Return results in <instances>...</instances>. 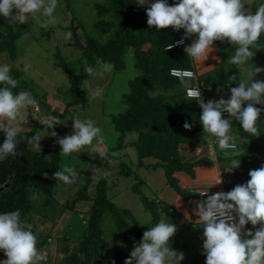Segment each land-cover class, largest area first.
Wrapping results in <instances>:
<instances>
[{"label":"trees","instance_id":"16d2710c","mask_svg":"<svg viewBox=\"0 0 264 264\" xmlns=\"http://www.w3.org/2000/svg\"><path fill=\"white\" fill-rule=\"evenodd\" d=\"M146 8V6H139L136 0H101L94 6L98 20L89 32L83 31V45L79 42L75 26H69L73 37L70 46L75 49L79 48L78 51H80V56L71 64L76 71L69 70L64 61L56 63V66L66 74L67 93H71L74 98L65 105L67 109H63L60 113L49 111L44 117L51 115L61 120L69 117V111L83 110L88 105L85 92L81 88L83 80L89 77L85 71L86 65L93 68L95 62L98 61L103 65L111 64L115 73L120 72L124 69V54L130 50L133 67L136 69V75L126 83L127 93L121 97V103L125 107L117 114L107 115L116 135L115 145L106 150L108 157L101 158L99 153L87 157L79 155L81 153L79 152L76 156L77 160L72 161L75 163L73 167L76 172L81 170L79 174L82 175H80L82 180L79 184L81 185L80 190L77 193L75 190L68 196V199H71L70 206L67 204L66 196L71 186L58 190L60 185L53 177L56 171L61 170V163L64 164L65 158L57 142L37 152L27 148V139H21L17 146L19 155H10L7 159L0 161V187L8 184L0 192V214L19 210L21 219H23L31 203L28 196L32 195L39 200L44 198L42 202L33 206L35 217L31 223L32 231L38 237V251L44 250L51 257L55 256L51 252L54 250V245L51 243L50 234L44 235L43 233V230L51 232V225L40 229L39 223L51 224L56 218L54 217L55 212L68 216L69 214L65 212L69 211V207L72 215L77 213L81 217L83 212H79L78 209L87 206L85 226L76 248L68 250L63 246L55 247L59 253L63 252V255L61 256L62 261L57 259L54 264L59 262L61 264H124V261L130 257V254L121 248L122 244L120 245L121 241L126 238V233L133 232L137 244L141 241L142 235L139 229L130 223L132 219L129 214L124 209L115 206L111 202V197L106 194L109 176L107 178L103 176V172H110L111 160L119 163V175L130 176V169L111 155L123 148L125 133L136 134V140L130 146H134L137 166L141 167L142 159L153 158L156 163L150 168L153 170L160 167L169 185L175 186L172 174L176 171L185 173L193 180L213 179L215 176L216 166L211 160L202 158L192 163H181L177 157L179 144L202 134L198 124L201 110L195 102L184 98L180 87L182 83L169 76L168 71L174 68L183 70L193 68L195 80L205 97H215V89L232 85L237 81L235 65L228 62L229 58L234 55L231 44L227 41H215L209 58L201 63H197L184 51V48L197 38L195 35L185 39L186 45L182 44L173 47L170 51L166 50L167 44L174 43L184 36L183 29L173 31L171 27L160 30L154 26L149 27ZM254 13L255 11L252 14ZM24 27L25 24L10 23L0 16V37L2 36L0 53H5L10 60L16 57V41L22 34L19 29ZM257 43L260 49L255 51L250 62L256 67L264 68V34ZM144 46L147 47L143 49ZM213 57L216 58L213 59ZM11 75L19 82L18 86L13 89L14 94L26 89L30 92L33 90L35 97L39 94L37 89H32L28 85L26 79L22 76L19 79L18 72ZM257 79L264 81V72L259 73ZM188 86H195V82H189ZM177 88H179L178 91ZM169 90L171 92H168ZM154 91L157 93L152 95ZM255 107L264 109V105H255ZM44 110H47V104L42 111ZM225 119L232 121V128H235V133L239 137L236 141H242L237 144L236 151H225L233 153L231 161L240 160L239 168L231 169V161L228 168L232 170L230 172L236 178L246 183L250 179L248 172L264 165V112L261 113L258 121L260 131L258 137L244 132L234 117L228 115ZM186 121L192 125L190 131L183 127ZM59 125L56 124L50 128L40 123V120L34 121L30 130L20 132L18 139L20 137L30 138L38 129L43 131L42 134L48 132L52 135L54 131L56 136L53 138H57ZM4 139V133L0 131V144ZM239 151L241 154L238 153ZM234 153L237 154L234 155ZM79 159H81V165L77 163ZM84 162L87 166L82 169ZM131 186L133 191H137L136 186ZM59 193L64 197L62 201L58 200ZM177 193L182 202L180 213L170 210L168 218L174 220L180 215L191 225L203 228V223L195 215L197 204L193 197L186 191L178 190ZM141 202L144 211L151 214L152 219L149 226H155L159 222L158 201L142 197ZM74 206L77 210L73 212ZM128 217L131 220L127 219ZM103 219H108L112 224V232L122 237L117 245L109 244L103 239ZM65 235V233L62 234L61 241L64 240ZM169 246L174 250L184 247L175 238H171ZM50 247H52L51 250H49ZM0 252L5 260L7 257L3 250ZM41 262L39 264H44Z\"/></svg>","mask_w":264,"mask_h":264},{"label":"clouds","instance_id":"9594fccd","mask_svg":"<svg viewBox=\"0 0 264 264\" xmlns=\"http://www.w3.org/2000/svg\"><path fill=\"white\" fill-rule=\"evenodd\" d=\"M136 3L141 7L147 5L149 27L154 26L157 30L171 27L173 31L184 29V36L174 43L167 44L166 50L186 45L185 39L195 35L197 38L186 46L184 51L195 61L202 62L209 58L215 41H227L235 46V52L231 47L234 55L228 62L245 67V78L237 87L230 88L228 99L216 93L213 98L219 100L209 99L204 102L202 97H205V94L195 80L193 68L170 69L168 75L180 80L183 96L184 90L187 89V96L190 98L188 100L198 103L202 110L199 121L203 131L218 138L220 149H237L235 137L230 134L232 121L223 118L224 112H227L229 117H234L244 132L258 137V121L264 109L255 105H264V81L255 77L264 72V68L249 64V61L254 57L255 51L260 49L257 42L264 34V4L252 14L249 8L244 7V0H178L172 5H169L168 0H154L151 3L149 0H136ZM57 6L58 0H0V16L10 23L25 24L30 18H35L36 14L42 13L54 22L53 14ZM70 38L69 32L66 39ZM111 68V64L105 65V70ZM85 71L89 75L94 73V69L87 65ZM171 72L176 76L171 75ZM10 73L11 65H0V131L5 136L0 144V161L10 155H19L17 146L21 139H27L32 150L40 152V141L44 137L37 133L30 138L18 139L24 125L28 123L26 118L18 119L21 110H26L29 106L34 110L38 102L28 92L13 93L19 82ZM191 81L195 82V86H188ZM102 91L97 89L95 95H101ZM13 121L16 123H11ZM40 123L53 128L61 122L57 117L49 115ZM183 127L190 131L192 125L186 121ZM72 128L71 135L57 141L60 152L65 156L81 152L85 146L92 145L94 139L103 143L102 130L95 126L92 120L77 118L72 121ZM52 136H56L54 131ZM200 150H203L202 147ZM99 155L101 158L108 157L107 151H101ZM111 155L116 156L118 153L113 152ZM239 166L240 160L231 161V169H237ZM77 175L73 166L65 164L53 177L67 185L74 183ZM109 175L108 171L103 172L105 178ZM248 175L250 179L246 183L237 184L226 193L223 190L211 194L200 193L201 197L195 201V215L203 223L202 248L206 256L205 264H264V165L250 170ZM175 200L173 194L168 202L173 203ZM145 215L146 219L139 222L141 225L151 223V214ZM249 222L251 225L245 228ZM257 225L259 227L255 231L249 229ZM176 231L177 226L174 223L161 219L143 233L141 241L134 245L124 264H180L184 253L169 246ZM37 239L32 225L27 223L26 219H21L19 210L0 214V250H3L7 257L0 260V264H39L45 260L46 253H40L37 249Z\"/></svg>","mask_w":264,"mask_h":264},{"label":"rangeland","instance_id":"374dc122","mask_svg":"<svg viewBox=\"0 0 264 264\" xmlns=\"http://www.w3.org/2000/svg\"><path fill=\"white\" fill-rule=\"evenodd\" d=\"M64 1V2H63ZM58 0V6L53 14L54 22H52V18H48L43 16L42 13L36 14L35 18H30L27 23H25V27L19 29L21 31V37L16 41V57L13 60L7 58L5 53H0V65L9 64L11 65V73L18 72L23 79L28 81V85L33 89H37L39 94L35 97L33 96V90L30 92L28 89L24 90L28 92L33 99L37 100V107L34 106V110H31V106H29L26 110H21L20 118H26L28 123L24 125L22 132H26L31 129V124L34 121L43 120L46 117L45 114L49 111L53 112H62L65 109V103L68 100V97L73 100L74 96L71 93H67V82H66V74L64 71L56 66V63L64 61L67 64V67L71 71H76V68L72 67V63L80 56L79 48H73L70 46L72 42V35L70 39H66V34L71 33L69 26L74 25L76 28V32L79 35V42L81 45L84 44V36L83 31L89 32L92 29V25L98 20L94 6L95 4L101 2V0ZM154 2V0H149V3ZM174 2H178V0H168L169 5H172ZM246 5L245 8H249V11L253 13L257 10V8L264 4V0H244ZM147 7V5H145ZM254 11L252 12V10ZM70 17V19H69ZM110 18V17H107ZM15 28V27H14ZM16 29V28H15ZM184 33V29L182 31ZM2 39V36L0 37ZM147 46H144L145 49ZM232 49L235 52V46L231 45ZM95 58H93L94 60ZM124 69L120 72L115 73L111 68L110 70H105V65L96 61L94 64V73L89 75L88 78L84 79L81 85L82 90L85 92L86 99L88 101V105L82 110L78 109L76 111H69V117H65L60 120L59 125V134L57 138H53L51 134L45 132L42 134V130H36L33 134H41L44 136L41 141V149H44L47 145H53V143L57 142L59 139L65 137L66 135H71L73 133L72 121L79 119H89L94 121L95 126L100 127L103 133V145L97 140L94 139L92 145L85 147L79 155L83 156H93L96 153L98 148L106 146L107 148H111L115 145L116 135L114 134L110 123L108 121L107 115H114L118 112L122 111L125 107L121 103V97L123 94L127 93L126 83L130 79H132L136 75V69L133 67V59L130 50H127L124 54ZM250 64V61H249ZM257 79V76L255 77ZM180 85V84H179ZM28 86V87H29ZM97 89H102V94L97 96L95 92ZM172 91V89H170ZM168 92H171V91ZM157 91H154L152 95H155ZM45 96V97H44ZM63 99V102H61ZM47 104V110H44V106ZM49 107V108H48ZM67 109V108H66ZM32 121V122H31ZM31 122V123H30ZM16 123V122H11ZM235 133V128L232 129ZM32 135V136H33ZM136 135L132 132L129 135V132L125 133L124 138V146H126V142L130 141L132 138L135 139ZM239 138V137H237ZM239 141H236L239 144ZM242 141H240L241 143ZM58 143V142H57ZM100 144L102 146H100ZM59 145V143H58ZM241 145V144H240ZM60 146V145H59ZM131 147V146H128ZM126 148V158L125 162L129 167L134 170L130 173L129 177H124L122 175L118 176L117 183L112 185L110 188L112 191H115L117 194L115 195V199L111 200L113 204L121 209H124L129 217L127 219L131 220L130 223L133 224L136 228L139 229L140 234L143 236V233L149 230V225H141L139 222H143L146 219V211L142 208L141 198L144 197L148 200H154L157 195V191L160 190L164 184V175L162 173V169H155L154 171L143 172L144 167L141 169H137L135 167V163L137 162L135 159L134 149ZM134 147V146H133ZM27 148L32 150L31 145L27 143ZM30 150V151H31ZM79 152L72 153L68 156H64V164L61 163V170L65 164L74 166L73 160H77ZM241 154V152H238ZM63 154V153H62ZM132 156V158H131ZM116 159L117 156H114ZM83 159V158H82ZM231 159V158H230ZM118 161H121L118 159ZM77 163H81V159L77 161ZM81 165V164H80ZM87 164L84 162L82 169H84ZM111 169L110 172L115 173V171L119 174V163L117 161L110 162ZM80 167V166H78ZM131 171V170H130ZM143 173H141V172ZM81 170L77 173L78 175L75 178V182L72 184H64L62 181L58 180L59 187L58 190L66 189L68 186H71L68 196L75 191L77 193L80 190L79 184H81L82 177L79 174ZM82 176V175H81ZM134 185L137 188V191H133L131 188ZM230 191V189L226 188L225 193ZM110 189L108 188L106 194L109 195ZM73 194V193H72ZM30 207L28 211L24 214L23 219H26L27 223H32V219L35 217V209L33 206L37 203H40L44 200L38 199L32 195L28 196ZM64 199L63 195H58V200L62 201ZM70 200L68 199L67 204L70 206ZM47 201V200H46ZM35 207V206H34ZM72 209V208H71ZM75 206L73 208V212L75 211ZM77 210V209H76ZM79 212H83V215L80 214L72 215V211H66L68 216L62 215L61 212H55L54 217H56L51 224L49 223H39L38 227L43 229L51 225L52 231L43 230L44 235L51 236V243L54 245L49 248L52 253L55 254L54 257H51L44 250H40V253H46V259L42 262L45 264H54V262L58 259L62 261L63 252H58L56 248L66 247L68 250L75 249L78 242L79 236L81 235L84 224L86 222V213L87 206L79 208ZM169 212V211H168ZM179 218H182L180 216ZM178 219V218H177ZM184 219V218H183ZM56 220V221H55ZM165 222L174 223V220L171 218H165ZM185 220V219H184ZM187 222V221H186ZM129 223V224H130ZM183 224V222H181ZM102 226L104 228L103 239L113 245H117L119 240H122L121 236H116L118 234H114L112 232V224L108 219H103ZM191 226L190 223L187 222L185 226H182V234L191 233L188 230V227ZM200 230L199 232L203 233V228L201 226H197ZM49 229V230H50ZM250 229V228H249ZM248 229V230H249ZM255 231L256 229H252ZM128 231V230H127ZM65 233L64 240L61 241L62 234ZM126 233V232H125ZM193 233V232H192ZM191 233V234H192ZM134 233H126V238L121 241L122 249L130 254L134 249V245H138L134 239ZM178 240L183 243V248H178L175 251L183 252L184 256L187 258L183 260L180 264H197L198 261L192 259L194 254H197L196 246L194 245V241L189 239V241ZM251 238V237H248ZM124 245V246H123ZM200 253V251L198 252ZM187 254V255H186ZM199 256V255H198ZM200 263H205L206 256L201 255ZM61 257V258H60ZM0 260H4L2 257V253L0 252ZM41 262V261H40ZM41 262V263H42ZM58 264H61L59 262Z\"/></svg>","mask_w":264,"mask_h":264},{"label":"crops","instance_id":"0c3cea01","mask_svg":"<svg viewBox=\"0 0 264 264\" xmlns=\"http://www.w3.org/2000/svg\"><path fill=\"white\" fill-rule=\"evenodd\" d=\"M196 62L201 63L198 61H196ZM250 64H251V62H250ZM235 70L237 72V81L235 83H233L232 85H227L225 87H221L220 89H218V88L215 89L214 93L219 94V96H221L225 99H228L230 97V88L237 87L239 82L245 78V67L235 65ZM178 90H179V88H177V91ZM59 98H60V96H59ZM69 99H71V98L68 97V100L65 103H69L71 101ZM60 100H61V98H60ZM61 102H63V99L61 100ZM230 134L235 137V141H236L238 135L237 136L234 135V131H232V127H231ZM135 140H136V137H135V139L132 138L130 141L126 142V146H124V144H123V148L121 150L115 152V153H118V155H116L117 158L119 160H121L131 170V172H133L134 170H132L129 167V165L126 164V162L124 160H125L126 155H127L126 154V152H127L126 148L128 146H130V144L133 143ZM208 141H209L208 137L204 134H201L195 138H192V139L186 141L185 143L179 144L177 146V157L181 163H192V162H195L199 159L207 158V159L211 160L216 166L215 176L213 177V179H204V178L201 179L200 178V179L193 180V179L189 178V176L186 175L185 173L180 172V171H176V172H173V174H172V178L175 181V182L173 181V183H175V186L173 184L172 185L167 184L166 180L164 178L165 184L160 190L157 191V195L154 198V200H157L158 204H159V206H157L158 210L160 212L159 213V221L161 219L164 220L165 218H168V211L170 212V210L177 211L178 213H180L179 210H180L182 202H181L180 197L178 196V193H177L178 190L188 192L193 197L194 202H195L196 200H198V197H201L200 193L207 192L208 194H211L215 191H220V190L221 191L223 190L225 192L226 188L231 190L235 185L243 184V181L241 179L236 178L230 172V170L228 168L229 162L231 161L230 158H231L233 153L232 152H230V153L229 152H222V151H219L217 148H215L214 150H211L207 147ZM101 144L103 145V143H101ZM101 144H100V146H102ZM131 147L134 149L133 146H131ZM131 147H128V148H131ZM201 147L203 149L202 151L200 150ZM107 149H106V146H103L101 148L99 147L98 150H96V153H100L101 151H106ZM181 153H183V154H181ZM134 154H135V151H134ZM236 154L237 153H234V155H236ZM131 158H132V156H131ZM135 159H136V156H135ZM141 162H142L141 167L143 166L144 170H142L141 167L137 166V162H134L135 167L137 169H140L143 172H145V171H147V169H149V171L152 170L150 167L156 163V160H154L153 158H144L141 160ZM159 168L160 167H157L156 169H159ZM154 170L155 169H153L152 171H154ZM143 172H141V173H143ZM109 173H110V175L108 178L107 186L110 189V193L108 196H110L111 197L110 199L113 200V199H115V195L117 193L115 191H112L110 187L112 185H114L115 183H117V179H118L117 177L120 175L118 174L117 171H115V173H117L115 175L112 172H109ZM162 173H163V171H162ZM221 178H228L229 183H224V184L222 182L219 183V181H221ZM173 194L175 195V198H176V200L173 202L175 204L168 202V200L173 197ZM178 201H179V203H178ZM179 217H180V215L177 217L178 219L176 218L174 220V224L177 226V231L172 238H175L178 242H180L179 240H181L180 237H182V239L186 240V241H189V239L194 241V245L196 246V249H197V254H194L192 259L195 261H198V263H200V258L202 257L201 255H204L203 254V248H202V244H203V240H204L203 233L199 232L200 230L197 232L198 228L194 225H191L188 227V230L191 233L192 232L193 233L192 234L191 233L182 234V226H185L187 224V222L183 218H179ZM181 222H183V224ZM258 227H259V225L255 226V227L252 226V227H250V229L252 230V229H256ZM247 230H244V231H247ZM181 244H183V243H181ZM199 251H200V253H198ZM184 258H185V256H184ZM182 261H188V260H182ZM182 261H180V262H182ZM203 264H205V263H203Z\"/></svg>","mask_w":264,"mask_h":264},{"label":"built area","instance_id":"2783aa9c","mask_svg":"<svg viewBox=\"0 0 264 264\" xmlns=\"http://www.w3.org/2000/svg\"><path fill=\"white\" fill-rule=\"evenodd\" d=\"M182 72V71H181ZM171 75H173L172 74V72H171ZM173 76H176V75H173ZM193 88H196L197 89V87H193ZM184 96H185V98H187V99H190L188 96H187V89H185L184 90ZM203 98V100H204V102H207L209 99H212V100H219V99H217V98H206V97H202ZM194 102H196L195 100H194ZM197 103V102H196ZM197 105H198V103H197ZM199 106V105H198ZM201 110V109H200ZM202 111V110H201ZM228 116V113L227 112H224L223 113V118H226ZM199 124H200V127H201V131H202V133L204 134V135H206L207 137H208V145H207V147L209 148V149H211V150H214L215 148H218L220 151H233V150H231V149H224V150H222V149H220V147H219V144H218V138L217 137H215L214 135H212V134H210V133H207V132H205V131H203V128H202V125H201V122L199 121ZM236 151V150H235ZM221 182L224 184V183H229V180L227 179V178H221ZM202 200H205V199H203L202 198ZM201 200V201H202ZM233 215H235V213L233 214ZM251 225V223L249 222L248 224H246L245 225V228H247L248 226H250ZM244 228V229H245Z\"/></svg>","mask_w":264,"mask_h":264},{"label":"water","instance_id":"95a60500","mask_svg":"<svg viewBox=\"0 0 264 264\" xmlns=\"http://www.w3.org/2000/svg\"><path fill=\"white\" fill-rule=\"evenodd\" d=\"M8 184H4V186L0 187V192L7 187Z\"/></svg>","mask_w":264,"mask_h":264}]
</instances>
